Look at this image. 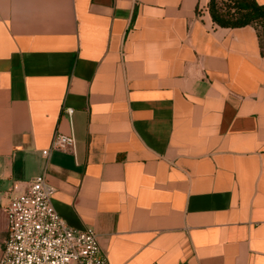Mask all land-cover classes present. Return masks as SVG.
I'll use <instances>...</instances> for the list:
<instances>
[{
    "label": "crops",
    "instance_id": "0c3cea01",
    "mask_svg": "<svg viewBox=\"0 0 264 264\" xmlns=\"http://www.w3.org/2000/svg\"><path fill=\"white\" fill-rule=\"evenodd\" d=\"M208 3L0 0V250L44 173L109 264H264V55Z\"/></svg>",
    "mask_w": 264,
    "mask_h": 264
},
{
    "label": "built area",
    "instance_id": "2783aa9c",
    "mask_svg": "<svg viewBox=\"0 0 264 264\" xmlns=\"http://www.w3.org/2000/svg\"><path fill=\"white\" fill-rule=\"evenodd\" d=\"M72 109H65L67 115ZM72 135L56 133L51 149L73 148ZM55 188L42 173L34 177L24 193L11 198L5 209L7 237L0 250V264H109L91 229L74 230L52 206Z\"/></svg>",
    "mask_w": 264,
    "mask_h": 264
},
{
    "label": "trees",
    "instance_id": "16d2710c",
    "mask_svg": "<svg viewBox=\"0 0 264 264\" xmlns=\"http://www.w3.org/2000/svg\"><path fill=\"white\" fill-rule=\"evenodd\" d=\"M212 22L222 28H255L264 55V6L256 0H209Z\"/></svg>",
    "mask_w": 264,
    "mask_h": 264
}]
</instances>
